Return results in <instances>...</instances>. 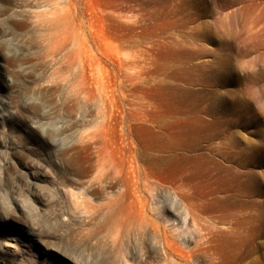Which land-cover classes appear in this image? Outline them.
Wrapping results in <instances>:
<instances>
[{"label": "rangeland", "instance_id": "obj_1", "mask_svg": "<svg viewBox=\"0 0 264 264\" xmlns=\"http://www.w3.org/2000/svg\"><path fill=\"white\" fill-rule=\"evenodd\" d=\"M77 1L95 92L79 104L82 114L63 89L77 61L57 59L47 44L56 29L33 25L16 0H0V264H112L87 240L79 212L69 221L73 131L103 110L102 92L119 110L131 97L134 106L147 101L154 125L200 142L205 157L195 162L208 190L237 195L242 177L244 207L235 200L206 207L244 208L231 219L243 224L245 247L222 264H264V0ZM201 187L200 195L208 192ZM119 255L113 264H124Z\"/></svg>", "mask_w": 264, "mask_h": 264}, {"label": "bare ground", "instance_id": "obj_2", "mask_svg": "<svg viewBox=\"0 0 264 264\" xmlns=\"http://www.w3.org/2000/svg\"><path fill=\"white\" fill-rule=\"evenodd\" d=\"M16 3L33 25L50 23L56 29L54 36L47 39V44H52L51 54L62 61H70L72 57L77 61L68 64L72 80L63 89L75 104L85 102L94 92L90 75L93 65L84 54L87 38L76 31L83 29L86 23L84 14L77 15L78 1L16 0ZM117 65L123 66L121 62ZM100 88L99 93L102 92ZM104 93L100 94V99L98 97L104 105L103 110L96 113L92 122L87 124L86 120L87 123L81 126L85 118L82 117L81 123L82 115L77 117L81 120L78 119L81 128L74 129L77 141L72 143L68 154L73 167L72 185L68 189L72 214L79 212L80 221L89 227L86 238L92 247L102 251L112 264L116 263L119 254L123 256L124 264L130 263L129 257L146 262L152 256L171 264H222L235 250L243 252V224L231 218L238 216L244 208L237 213L236 210L233 213V209L228 213L224 211L225 215L223 209L216 214L206 207L230 200H235L234 205L244 207L242 177L236 184L237 195H223L211 184L213 191L208 190L209 182L206 180V185L201 184L205 174L198 168L199 161L195 162L205 157L199 153L200 142L192 144L190 140L177 139L183 137L185 130L171 132L161 125H154L150 118L153 113L148 111L149 105L145 103L147 99L141 97L145 102L141 99L135 104H140L139 111L133 108L135 100L132 97L127 100L128 110L125 105L121 106L124 110H119V107L115 108L117 98ZM79 112L83 113V105H79ZM186 132L204 137L209 134L207 129ZM81 151L85 154L84 160H79ZM199 187H205L208 192L200 195ZM75 216L69 221L74 223ZM0 222H6V219L0 217Z\"/></svg>", "mask_w": 264, "mask_h": 264}]
</instances>
